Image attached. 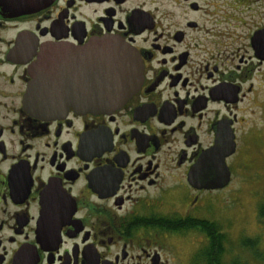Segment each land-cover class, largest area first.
I'll return each instance as SVG.
<instances>
[{
  "label": "flooded vegetation",
  "instance_id": "af4514ba",
  "mask_svg": "<svg viewBox=\"0 0 264 264\" xmlns=\"http://www.w3.org/2000/svg\"><path fill=\"white\" fill-rule=\"evenodd\" d=\"M110 39L143 64L121 109L28 106L42 48L52 88L76 99ZM218 146H233L231 182L264 159V0H0V264H224L164 229L205 221L231 184L191 182Z\"/></svg>",
  "mask_w": 264,
  "mask_h": 264
},
{
  "label": "water",
  "instance_id": "95a60500",
  "mask_svg": "<svg viewBox=\"0 0 264 264\" xmlns=\"http://www.w3.org/2000/svg\"><path fill=\"white\" fill-rule=\"evenodd\" d=\"M98 52V69L90 80L89 88L82 89L75 99L69 95H61L51 86V76L45 71L47 52L42 48L29 73L33 79L26 101L29 107L35 108L41 116L53 117L63 113L67 105L80 108L85 113H112L125 105L140 89L143 82V64L136 51L119 39H110ZM220 146V145H219ZM217 152L222 159L211 161L208 166L205 159H201L193 179L200 180V189L222 190L231 182V173L226 164V158L234 153L232 149L224 152L219 147ZM196 185V184H195Z\"/></svg>",
  "mask_w": 264,
  "mask_h": 264
},
{
  "label": "rangeland",
  "instance_id": "374dc122",
  "mask_svg": "<svg viewBox=\"0 0 264 264\" xmlns=\"http://www.w3.org/2000/svg\"><path fill=\"white\" fill-rule=\"evenodd\" d=\"M254 155L251 160H256ZM246 158L248 160V156ZM247 160L241 161L242 167L234 171L232 182L226 189L210 195L200 215L207 222L217 223L220 233L227 238L223 249L224 264H264V261L243 250L240 242L260 238L264 244V220L259 216V208L264 205V159L255 162ZM203 239L204 244H199ZM206 239L205 233L191 230L177 235L176 247L184 249L183 254L187 250L206 247L209 243ZM263 250L262 247L261 252Z\"/></svg>",
  "mask_w": 264,
  "mask_h": 264
},
{
  "label": "trees",
  "instance_id": "16d2710c",
  "mask_svg": "<svg viewBox=\"0 0 264 264\" xmlns=\"http://www.w3.org/2000/svg\"><path fill=\"white\" fill-rule=\"evenodd\" d=\"M259 216L264 220V205L259 208ZM164 229L175 233H186L191 230L205 233V235H207L210 240L209 250L218 249L222 252L224 249V243L227 240L224 234L220 233L218 224L210 221H192L189 224L175 223L173 225H164ZM240 242L243 250L249 252L251 255L253 254L255 259L264 261V250L261 252L262 247L264 248V244L262 245L260 238L244 239Z\"/></svg>",
  "mask_w": 264,
  "mask_h": 264
}]
</instances>
